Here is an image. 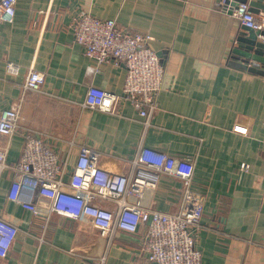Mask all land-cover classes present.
Returning a JSON list of instances; mask_svg holds the SVG:
<instances>
[{
    "label": "crops",
    "instance_id": "crops-1",
    "mask_svg": "<svg viewBox=\"0 0 264 264\" xmlns=\"http://www.w3.org/2000/svg\"><path fill=\"white\" fill-rule=\"evenodd\" d=\"M222 1L18 0L15 20L0 22V107L22 102L8 160H18L32 134L66 163L69 182L81 145L92 146L102 166L156 181L131 194V203L177 212L197 200L202 264H264V64L232 59L242 24ZM83 11L153 36L165 77L149 126L123 92L126 65L100 64L77 42L73 24ZM8 61L20 65L17 73ZM31 67L45 81L41 90L24 92ZM90 85L120 94L113 111L83 107ZM142 145L192 167L193 196L182 176L134 166ZM12 175L7 170L0 181V216L19 232L0 264H156L144 246L146 225L102 234L89 218L48 215L45 200L36 214L8 198ZM98 202L116 208L113 200Z\"/></svg>",
    "mask_w": 264,
    "mask_h": 264
},
{
    "label": "built area",
    "instance_id": "built-area-1",
    "mask_svg": "<svg viewBox=\"0 0 264 264\" xmlns=\"http://www.w3.org/2000/svg\"><path fill=\"white\" fill-rule=\"evenodd\" d=\"M17 1L0 0V22L15 20ZM225 2L222 1L223 5ZM232 14L242 25L264 29V12H254L249 1L239 2ZM73 26L76 40L86 55L96 58L100 64L116 61L126 65L123 92L139 110L146 127L149 126L158 108V95L165 77V66L150 45L153 36L122 28L116 19L100 18L86 11L76 17ZM7 67L15 73L20 69L14 61H8ZM44 81V72L31 67L23 81V90L39 91ZM119 97L117 92L90 85L83 107L111 112ZM21 108L22 102L0 107V140L4 137L9 140L6 144L0 143V181L5 171H12L8 190L11 201L40 214L39 200H45L48 215L58 211L89 218L102 234L116 227L136 232L143 224L148 230L144 246L156 264H202L203 254L195 238L196 228L201 224V205L194 197L177 212L131 203V194L141 195L146 188L155 187L156 181L102 166L101 152L86 144L80 147L69 182L63 179L68 172L66 163L42 138L32 134L18 160L10 162L8 151L20 126ZM183 162L146 145H142L132 158L134 166L182 176L184 191L193 196L190 189L192 167H184ZM99 199L115 201L116 208L99 204ZM18 232L16 224L0 216V254L11 248Z\"/></svg>",
    "mask_w": 264,
    "mask_h": 264
},
{
    "label": "water",
    "instance_id": "water-1",
    "mask_svg": "<svg viewBox=\"0 0 264 264\" xmlns=\"http://www.w3.org/2000/svg\"><path fill=\"white\" fill-rule=\"evenodd\" d=\"M248 1L254 12L259 13L261 9H264V0H226L225 6L232 13L239 2ZM233 53L232 59L237 62L241 61L246 65L264 64V29H254L253 27L242 25Z\"/></svg>",
    "mask_w": 264,
    "mask_h": 264
}]
</instances>
